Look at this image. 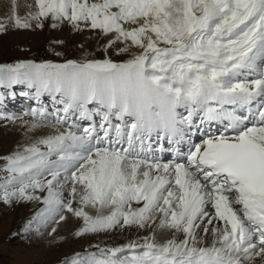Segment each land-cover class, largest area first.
Segmentation results:
<instances>
[{"label":"snow or ice","instance_id":"obj_1","mask_svg":"<svg viewBox=\"0 0 264 264\" xmlns=\"http://www.w3.org/2000/svg\"><path fill=\"white\" fill-rule=\"evenodd\" d=\"M35 6L21 19L13 0V26L66 21L114 34L106 51L117 42V55L137 51L123 62L0 66V88L35 89L29 131L55 129L0 157V202L39 206L25 231L71 214L77 237L147 233L65 264H264V0ZM161 230L172 238L157 242Z\"/></svg>","mask_w":264,"mask_h":264},{"label":"rangeland","instance_id":"obj_2","mask_svg":"<svg viewBox=\"0 0 264 264\" xmlns=\"http://www.w3.org/2000/svg\"><path fill=\"white\" fill-rule=\"evenodd\" d=\"M22 5L20 4L22 13L18 15L21 19L37 10L35 0L29 5L26 3ZM12 12L11 8L8 10L4 6L0 8V21L7 24L6 31L0 33V66L29 61L65 63L70 60L82 62L105 58L114 62H123L130 58L131 52L137 51L132 48L129 53L117 55L118 49L124 47V44L120 42L107 48L106 51V45L109 42L108 35H104L100 30H90L82 25L84 30L77 31L66 21L59 23L57 27H52L50 18L44 20L42 28L35 27L36 22L33 21L32 28L17 29L9 18V15L12 17ZM111 35L112 39L114 34ZM12 87L0 88L2 97H4L0 101V113L26 118L29 115H25V113L38 107L34 98L35 89L25 84H17L16 87ZM14 96L18 100L14 99ZM42 100L51 111L50 98L45 95ZM21 124V120L15 123L0 120V157H6L32 143L33 139L28 136V127L22 128ZM0 164H3V160H0ZM29 204L30 202H14L10 206L0 202V264H65V261L76 253L83 254L85 250L96 251L94 245L115 246L113 240L117 235L115 233L87 234L77 237L75 232L82 226V222L80 225H74L75 221L68 223L70 224L69 228L64 234H61L62 237L60 234L55 235L51 231H45L43 226L40 227V232H35V228L25 231L28 221L37 211L29 213ZM69 220L75 219L70 218ZM163 231L166 235L169 234L167 230L155 233L160 242H164L166 237L160 234ZM122 234H124L121 237L125 243L129 240H137L143 235L135 228H125L119 235ZM45 238L47 239L45 240ZM43 247L46 248L44 249L46 252L42 250Z\"/></svg>","mask_w":264,"mask_h":264},{"label":"bare ground","instance_id":"obj_3","mask_svg":"<svg viewBox=\"0 0 264 264\" xmlns=\"http://www.w3.org/2000/svg\"><path fill=\"white\" fill-rule=\"evenodd\" d=\"M34 0H15V13H16V15L18 16V15H20V13H22V8L20 7V4H21V6H23L22 4H24L25 5V3L26 4H30L31 2H33ZM3 6H4V8L5 9H10L11 8V10L13 9V0H0V8H3ZM27 8V7H26ZM6 12V11H5ZM13 13V12H12ZM9 18H10V15H9ZM111 37H112V35L111 34H109L108 36H107V38H108V41L111 39ZM12 86H15L16 87V85H12ZM11 86V87H12ZM12 89H13V87H12ZM0 101H2V99L4 98V97H2V94H1V91H0ZM14 99H17L15 96H14ZM18 100V99H17ZM30 116V115H29ZM26 117V118H23V120H22V124L20 125V126H22V128L23 127H28L30 124H31V122H32V117L30 116V117ZM87 121H84V122H82V124L83 125H87ZM62 130V129H61ZM55 132V129H52V128H50V127H47V128H40V129H37L36 131H29V128H28V136H30L31 137V139H33V140H31V142H34L36 139H38V138H41V137H44V136H47V135H51V134H53ZM195 137H200L199 135H196ZM194 137V138H195ZM28 140V139H27ZM38 205H35V204H33V203H31L30 202V204H29V206H28V208H29V213H31V212H33L34 213V211H36V210H38ZM22 208V207H21ZM18 210V209H17ZM24 210V209H23ZM91 211V210H90ZM23 212V211H22ZM32 213V214H33ZM23 214H24V212H23ZM33 216V215H32ZM75 219V220H73V221H71V220H69V219ZM75 221V224L74 225H80V223L82 222V221H80V220H78V219H76V218H74V217H72L71 216V214H67V219L65 220V221H63V222H61V223H59L58 225L57 224H50L49 226H47V227H43V229H45V231L46 230H48V231H51V229H52V227H55L56 228V232H55V235L56 234H64V232L69 228V225L70 224H68V223H72V222H74ZM77 222V223H76ZM153 226H155V225H153ZM75 227V226H74ZM75 229V228H74ZM42 230V229H41ZM36 232V231H35ZM40 232V231H39ZM122 233V232H121ZM121 233H119V234H121ZM143 233V232H142ZM169 233V232H168ZM54 234V233H53ZM110 234V233H109ZM119 234H117L116 235V237H115V239H113L115 242H114V244H115V246H118V245H122V244H125V241H124V239L121 237L122 235H119ZM145 234H147V233H143V235H145ZM163 237L164 236H166L165 238H164V241L165 240H167V239H170L171 238V233H169V234H165V232L163 231V232H161L160 233ZM72 235V234H71ZM115 235V234H114ZM57 237V236H56ZM61 237H62V235H61ZM60 237V238H61ZM113 237V236H112ZM49 238V237H48ZM92 238V237H91ZM47 238H45V240H46ZM156 239H157V237H156ZM37 240V239H36ZM45 240H41V241H45ZM38 241V240H37ZM40 241V240H39ZM119 241V242H118ZM35 243V242H34ZM38 244V243H37ZM41 245V244H40ZM46 245V244H45ZM47 246V245H46ZM76 246V245H75ZM55 248V247H54ZM44 249H46L45 247H43L42 248V250L44 251ZM48 250V249H47ZM51 251V250H50ZM40 252V251H39ZM42 252V251H41ZM44 252H46V251H44Z\"/></svg>","mask_w":264,"mask_h":264}]
</instances>
